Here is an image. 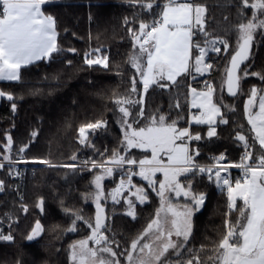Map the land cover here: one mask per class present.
<instances>
[{
	"label": "snow or ice",
	"instance_id": "snow-or-ice-1",
	"mask_svg": "<svg viewBox=\"0 0 264 264\" xmlns=\"http://www.w3.org/2000/svg\"><path fill=\"white\" fill-rule=\"evenodd\" d=\"M56 2L57 0H0V82H22L23 68L40 60H52L65 51L78 53L76 48L64 49L58 42L56 17L45 11V6ZM129 2L140 3L151 12L153 19L151 22L141 19L138 29L128 28L133 51L127 63L140 78L139 81L136 76L131 78L129 92H140V98L133 100L131 95L117 96L113 93L114 103L121 114L117 121L122 132L120 148L113 149L107 160L99 162L87 159L77 164L76 154L70 157L73 163L68 164H55L42 158H32L29 161L24 156L29 144L19 146L14 153L13 137L6 133V143H0V170L7 166L10 176H19L20 173L14 166L31 162L49 168H68L73 173H93L89 182L93 190L81 193V199L95 205L94 216H85L82 209L68 208L63 201L60 202L61 210L72 218L65 232H77L79 222L90 230L85 238L69 245L70 264H122L121 257L123 264H264V89L253 86L249 91L244 112L247 123L251 126L250 132L254 135L249 137L244 134L243 125L236 132L235 140L244 149L236 163H221L227 157L220 153L210 157L213 163L201 164L197 160L201 155L200 148H191L190 143L201 141L204 136L199 132H191L189 127L178 128L179 120L183 119L179 113L176 119L161 113L159 109L147 118L144 114V95L151 87L179 88L183 82L178 77L187 74L196 79L193 73L203 76L205 72H210L215 67L210 53L219 55L223 50L229 55L228 65L224 69L226 78L222 80L221 90L226 84L230 96L235 97L242 91L241 82L248 76H256L264 81V72L248 70L255 54L254 49L258 43H264V40L259 39L264 37V0H238L229 5L237 9V23L229 30L236 35L234 48L227 38V32L221 34L210 27L214 18L209 15V7L205 3L196 0H164L160 7L157 0H148L146 3L144 0ZM154 7L160 8L158 14ZM224 19L227 20L228 17ZM124 23L129 24L127 17ZM83 58L88 68L99 66L110 70L109 55L101 47L89 48L83 53ZM67 63L71 65L72 61ZM241 65L244 67L241 68ZM115 67L119 69V65ZM117 74L119 75V71ZM138 83L142 84V90L138 89ZM188 88L191 108L200 110L199 115H192L189 125L193 122L196 125H207V138L218 137V125H227V111L235 109L224 103L223 96L214 100L216 88L208 80L204 81L202 90L191 85ZM5 97L12 101V111L15 112L14 95L0 90V98ZM173 99L175 103L169 107L179 109V96ZM136 105L140 107L133 114L132 108ZM256 107L258 111H253ZM222 109L227 111L222 112ZM129 117H132L131 121ZM143 119H147L148 123L140 126ZM102 128H107L106 120L80 126L78 142L85 147L94 148L89 136ZM36 135V132L31 134L33 139ZM256 144L261 150L259 155L255 153ZM131 149H141L145 153L150 151V156L145 155L137 160L131 155ZM99 154L102 157L104 155ZM14 155L18 158L14 159ZM231 168L240 169L242 176L233 181L230 174L222 175V172L228 173ZM97 169L101 171L96 172ZM117 172L120 175L119 183L105 192L103 181L113 178ZM158 173L162 175V179L157 176ZM134 176L146 181V187L134 184ZM205 178L221 192L226 191L227 211L224 235L211 249L212 254L207 260H202L201 253L206 251L205 246L201 245L196 250L189 244L193 237L194 217L205 206L208 196L206 191L197 188L198 180ZM5 188V181L0 179V193ZM147 189H151L159 197V207L123 251H117L120 244L116 241L115 234H107L111 231V216L106 212L105 205L109 199L114 205L120 204L122 194L131 193L135 200L124 197L127 205L124 215L135 220L137 202H149ZM35 206L41 213L45 212L44 198H39ZM20 207L23 212H28L26 204H21ZM234 212L237 213L235 220L232 219ZM5 216L9 221L12 220L9 214L6 213ZM3 223L0 220V225ZM8 227L7 234L0 227V241L15 240L11 223ZM44 231V226L37 219L25 238L33 241ZM17 264L21 262L18 260Z\"/></svg>",
	"mask_w": 264,
	"mask_h": 264
},
{
	"label": "trees",
	"instance_id": "trees-1",
	"mask_svg": "<svg viewBox=\"0 0 264 264\" xmlns=\"http://www.w3.org/2000/svg\"><path fill=\"white\" fill-rule=\"evenodd\" d=\"M148 2V0H144ZM162 7L164 0H157ZM209 7V15L214 19L210 27L224 34L234 48L236 35L229 31L237 23V9L229 6L238 0H196ZM45 11L51 13L57 20L58 42L64 48H76L77 54L65 51L52 60H40L21 70L22 82H0V90L12 93L15 98L16 111H12V101L7 98L0 100V143H6L5 134L13 137V149L23 144H29L24 153L26 158L49 159L52 162H69L70 157L76 154L78 159L84 155L88 159L98 162L107 160L113 149L120 148L122 132L118 124L120 113L114 103L113 93L117 96L131 95L133 100L140 98V92L130 94L131 78L139 76L135 69L127 63L132 53V39L128 32L129 27L138 29L141 19L151 22V12L144 9L140 3H130L129 0H57L54 5L45 6ZM158 14L159 7H154ZM250 15V11L248 13ZM91 17V18H90ZM129 24H125V18ZM228 17L227 20L224 18ZM264 40V37L259 38ZM101 47L109 55L110 70L99 66L88 68L83 62V53L89 48ZM222 47V46H221ZM232 48L229 49V52ZM254 56L250 62L249 71L264 72V43H258L254 49ZM215 67L203 76L193 79L187 74L178 77L182 86L168 89L151 87L144 95L145 118L156 113L170 115L176 119L179 113L183 119L179 120L178 127H189L193 133L199 132L204 136L201 141L190 143L191 148L199 147L201 155L197 160L201 164H211L212 155L224 153L226 162H239L240 154L244 150L240 142L235 140V134L243 125V132L251 137L250 125L244 112V105L248 99L250 89H264V81L256 76H248L241 82L242 91L237 96H230L227 86L221 83L224 79V69L228 65L229 55L222 50L221 54L212 53ZM71 60L69 65L67 61ZM119 65V69L115 66ZM244 65H241L243 68ZM119 71V75L117 74ZM210 80L216 87L215 97L223 96L224 103L231 105L235 111H227L229 123L219 124L218 137L207 138V125H189L190 89L188 85L204 88V81ZM170 83V82H167ZM142 90V84L138 83ZM179 96L181 107H169L174 104V97ZM140 105L132 108L133 114ZM132 120V117H129ZM97 120H106L107 128L98 129L90 134L89 139L94 148L85 147L78 142L80 126ZM148 123L147 119L140 121V126ZM36 132L33 139L31 134ZM251 142V140H250ZM98 150V152L96 151ZM107 150V151H105ZM259 145H255V153L260 154ZM99 153H104L103 157ZM131 155L137 160L150 152L141 149H131ZM66 164V163H61ZM99 169L95 170L96 172ZM239 169L232 170L231 179L241 177ZM92 172L73 173L68 168H49L43 164L35 165V171L28 173L23 180L8 174L7 166L0 170V179L5 181V191L0 193V225L5 234L11 223L13 242L0 241V264H70L69 245L76 239L85 237L90 230L79 222L77 232H65L71 223V217L61 210V201L64 206L82 209L85 216H93L94 204L81 199V193L92 191L89 182ZM117 180V173L113 178L105 181V189ZM134 182L147 183L139 176ZM197 188L208 193L205 206L194 217L193 237L189 246L199 250L204 245L206 251L201 253V259L207 260L212 254L211 249L218 244L225 233L224 219L227 211V194L210 184L207 179L198 180ZM149 202L137 203V219L124 215V201L113 205L107 201V212L111 216V231L119 242L118 251L128 245L154 215L159 205V198L155 192L148 189ZM128 194V192H127ZM43 197L45 212L35 206L37 200ZM238 203H242L238 201ZM21 204L28 206V212L21 210ZM114 212V214H113ZM9 214V221L5 214ZM237 213H232L236 219ZM39 219L45 231L33 241L26 240V236ZM58 225L59 227H54ZM115 246V245H114Z\"/></svg>",
	"mask_w": 264,
	"mask_h": 264
},
{
	"label": "built area",
	"instance_id": "built-area-1",
	"mask_svg": "<svg viewBox=\"0 0 264 264\" xmlns=\"http://www.w3.org/2000/svg\"><path fill=\"white\" fill-rule=\"evenodd\" d=\"M210 83H212L210 80H208ZM197 114H199L200 112L199 111H195ZM15 150L16 149H13V152L15 153ZM244 151V150H243ZM243 151H242V153H243ZM242 153L240 154V157H241V155H242ZM218 156V155H217ZM14 159H17L18 157H16L15 155H14V157H13ZM29 161H31V159H29V158H27ZM88 158L86 157V156H84V155H82V156H80V159H77V161H75V163H77V164H79L81 161H83V160H87ZM53 163H55V162H53ZM67 163H73V161H69V162H67ZM221 163H224V164H227V163H230V162H226V161H223V162H221ZM233 163H236V162H233ZM37 164H39V163H31V162H28V163H19V164H16L14 167H15V170L16 171H18L19 173H20V175L19 176H16V175H12L14 178H17V179H19V180H23L25 177H26V175L28 174V173H31V172H34L35 171V165H37ZM233 169H236V168H231V169H229L228 170V174H230V176L232 177V170ZM138 170V169H137ZM240 170V169H239ZM241 171V170H240ZM136 176H134L133 177V180H134V178H135ZM119 179H120V175H119V173L117 172V180H116V182L113 184V185H111L109 188H108V190L107 191H109V190H111V189H113V188H115L116 186H117V184L119 183ZM127 195V192H125V193H123L122 194V196H121V203L124 201V197ZM108 202L109 203H111V204H113V202L111 201V199H109L108 200ZM120 203V204H121ZM114 205V204H113ZM116 205H119V204H116Z\"/></svg>",
	"mask_w": 264,
	"mask_h": 264
},
{
	"label": "rangeland",
	"instance_id": "rangeland-1",
	"mask_svg": "<svg viewBox=\"0 0 264 264\" xmlns=\"http://www.w3.org/2000/svg\"><path fill=\"white\" fill-rule=\"evenodd\" d=\"M212 53H210V55H211ZM209 73V72H208ZM208 73H206L205 72V74H208ZM196 77H198V76H201V75H198V74H195V73H193ZM204 74V75H205ZM226 77H225V75H224V79H225ZM223 79V80H224ZM214 87H215V85H214ZM224 87H225V85H224ZM216 88V87H215ZM198 90H202L203 88H197ZM223 90V89H222ZM216 93V92H215ZM215 93H214V100L216 99V97H215ZM0 100H1V98H0ZM190 101H191V96H190ZM223 110V109H222ZM195 111H199L200 112V110H198V109H193V108H191V106H190V112H189V121H191V119H192V115L193 114H195V115H199V114H197ZM121 115V114H120ZM217 119H219V118H217ZM131 121V120H130ZM135 126V125H134ZM178 127V126H177ZM179 128V127H178ZM150 152V151H149ZM121 154H123V152L121 153ZM165 160H166V157H165ZM61 163H66V164H68L67 162H55V164H61ZM99 171H101L100 169L97 171V172H99ZM228 173H223L222 172V175H227ZM157 176L160 178V179H162L163 177H162V175L161 174H157ZM106 179H108V178H106ZM106 179L103 181V184H104V188H105V181H106ZM146 182V181H145ZM133 183L134 184H136L137 186H140V187H146V185H144L143 183H137V182H134V180H133ZM147 183V182H146ZM133 191H134V189H133ZM147 191H148V189H147ZM105 192H107L106 191V189H105ZM127 197H130V198H132L133 200H135V197L134 196H131V193H128L127 195H126ZM159 198V197H158ZM137 203H139V202H137ZM95 206V205H94ZM158 207H159V205H158ZM105 209H106V212H107V204L105 205ZM126 209H127V205L124 203V212L126 211ZM94 213H95V208H94ZM108 213V212H107ZM93 216H94V214H93ZM109 223L112 225V223H111V220L109 221ZM90 233V232H89ZM89 233L87 234V235H89ZM86 235V236H87ZM85 236V237H86ZM85 237H82V238H85ZM82 238H79V239H82ZM79 239H76V240H79ZM75 241V240H74ZM90 246H92V244H91V242H90ZM113 247L115 248V246L113 245ZM118 251V250H117ZM121 261H122V264H123V257H121Z\"/></svg>",
	"mask_w": 264,
	"mask_h": 264
},
{
	"label": "crops",
	"instance_id": "crops-1",
	"mask_svg": "<svg viewBox=\"0 0 264 264\" xmlns=\"http://www.w3.org/2000/svg\"><path fill=\"white\" fill-rule=\"evenodd\" d=\"M206 73H208V72H206ZM253 111H258V107L254 108ZM241 174H242V172H241Z\"/></svg>",
	"mask_w": 264,
	"mask_h": 264
}]
</instances>
